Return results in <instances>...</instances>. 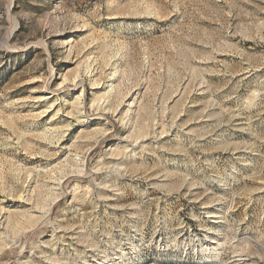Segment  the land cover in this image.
Masks as SVG:
<instances>
[{
  "label": "rangeland",
  "instance_id": "1",
  "mask_svg": "<svg viewBox=\"0 0 264 264\" xmlns=\"http://www.w3.org/2000/svg\"><path fill=\"white\" fill-rule=\"evenodd\" d=\"M237 255L264 264V0H0V264Z\"/></svg>",
  "mask_w": 264,
  "mask_h": 264
},
{
  "label": "bare ground",
  "instance_id": "2",
  "mask_svg": "<svg viewBox=\"0 0 264 264\" xmlns=\"http://www.w3.org/2000/svg\"><path fill=\"white\" fill-rule=\"evenodd\" d=\"M11 35H12V31H10L6 36H5V38H4V42H8L9 41V39H10V37H11ZM80 80H78V83H81V82H79ZM77 84V83H76ZM50 97V95H48V96H46L45 98L47 99V98H49ZM44 98V97H43ZM4 215V214H3ZM210 217H216V215H213V214H211V215H209ZM218 245H220L221 246V243H219ZM26 247V246H25ZM245 253V252H244ZM240 255H243V254H240ZM237 256H239V255H237ZM246 258V257H245ZM23 261V260H22ZM233 264H248L247 262H246V260L244 259V258H242V257H236V258H234L233 259ZM250 264V263H249ZM252 264V263H251Z\"/></svg>",
  "mask_w": 264,
  "mask_h": 264
}]
</instances>
